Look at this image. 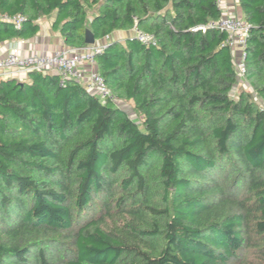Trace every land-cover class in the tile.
Listing matches in <instances>:
<instances>
[{
    "label": "trees",
    "instance_id": "1",
    "mask_svg": "<svg viewBox=\"0 0 264 264\" xmlns=\"http://www.w3.org/2000/svg\"><path fill=\"white\" fill-rule=\"evenodd\" d=\"M237 4L241 85L225 32L192 31L217 0H0L24 17L0 44L51 15L66 47L108 36L114 97L51 71L0 79V264H264V0Z\"/></svg>",
    "mask_w": 264,
    "mask_h": 264
},
{
    "label": "built area",
    "instance_id": "2",
    "mask_svg": "<svg viewBox=\"0 0 264 264\" xmlns=\"http://www.w3.org/2000/svg\"><path fill=\"white\" fill-rule=\"evenodd\" d=\"M217 6L222 14L220 19L197 26L192 31L217 28L225 32L226 36L222 45L227 46L232 53L237 85H241L244 81V48L249 24L240 16L230 13L220 0H217ZM23 20L24 17L19 14H0V21L11 23L15 29L20 28ZM134 35L143 44L148 43L149 37L137 29L134 30ZM108 40L109 37L106 36L103 43L89 44L83 48L66 47L52 52L33 51L28 54H23L19 47H12L4 54H0V79L12 77L21 80L31 71H51L59 75L60 83L65 79H72L101 100L114 99L104 79L98 73L95 63V55L105 48ZM21 42L23 43V40Z\"/></svg>",
    "mask_w": 264,
    "mask_h": 264
},
{
    "label": "crops",
    "instance_id": "3",
    "mask_svg": "<svg viewBox=\"0 0 264 264\" xmlns=\"http://www.w3.org/2000/svg\"><path fill=\"white\" fill-rule=\"evenodd\" d=\"M222 4L227 7L230 13L241 16L237 0H220ZM46 17L40 19L39 21V31L36 35L29 39L12 38L0 44V54H4L7 50L12 47H19L23 54H28L30 52H52L54 50H59L66 48L62 38L58 31L52 29V20L50 17L49 21L45 20ZM128 32L117 31L113 34L115 39H123L127 36ZM121 37V38H119ZM23 40V43L21 42ZM237 57V53L235 54Z\"/></svg>",
    "mask_w": 264,
    "mask_h": 264
},
{
    "label": "rangeland",
    "instance_id": "4",
    "mask_svg": "<svg viewBox=\"0 0 264 264\" xmlns=\"http://www.w3.org/2000/svg\"><path fill=\"white\" fill-rule=\"evenodd\" d=\"M52 17L48 16L45 18V20L49 21V18ZM121 38V37H119ZM245 84V83H243ZM119 106H121L123 109H125L127 112L132 114V109H131V104L129 103H118ZM260 253L258 252L257 255L253 254L251 251H246L243 260L239 261L237 264H260L259 260L260 258L258 257Z\"/></svg>",
    "mask_w": 264,
    "mask_h": 264
},
{
    "label": "water",
    "instance_id": "5",
    "mask_svg": "<svg viewBox=\"0 0 264 264\" xmlns=\"http://www.w3.org/2000/svg\"><path fill=\"white\" fill-rule=\"evenodd\" d=\"M85 42L87 44H94L95 43V40L93 39L91 33L88 30L86 31Z\"/></svg>",
    "mask_w": 264,
    "mask_h": 264
}]
</instances>
